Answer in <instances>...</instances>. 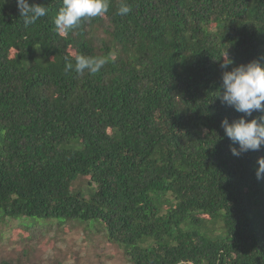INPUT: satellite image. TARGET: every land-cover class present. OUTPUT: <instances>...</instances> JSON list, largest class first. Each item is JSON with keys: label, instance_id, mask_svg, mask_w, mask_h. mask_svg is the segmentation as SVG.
I'll list each match as a JSON object with an SVG mask.
<instances>
[{"label": "trees", "instance_id": "16d2710c", "mask_svg": "<svg viewBox=\"0 0 264 264\" xmlns=\"http://www.w3.org/2000/svg\"><path fill=\"white\" fill-rule=\"evenodd\" d=\"M27 3L48 11L26 26L0 0V264H53L74 231L125 264H264V146L231 154L243 114L218 98L264 64V0H108L67 36L62 0ZM76 55L106 63L65 71Z\"/></svg>", "mask_w": 264, "mask_h": 264}, {"label": "clouds", "instance_id": "9594fccd", "mask_svg": "<svg viewBox=\"0 0 264 264\" xmlns=\"http://www.w3.org/2000/svg\"><path fill=\"white\" fill-rule=\"evenodd\" d=\"M20 18L23 23L32 25L47 14L48 9L42 5L29 6L27 0H16ZM108 0H62L54 25L56 30L64 36L80 26L82 20H91L101 17L108 11ZM132 11L131 6L122 2L116 14L127 16ZM106 63L102 57H88L76 55L75 64L67 62L65 71L74 70L79 74L87 71L90 74L97 73ZM232 61L223 58L221 69L227 68ZM222 95L219 99L226 106L231 107L237 113H242L239 119L231 123L227 118L221 121V127L226 137L239 148L230 147L233 156H240L247 151H259L264 146V64L253 60L247 64L237 66L231 71H224L221 77ZM253 112H259L258 118L246 120L252 117ZM257 180L264 179V157L257 160Z\"/></svg>", "mask_w": 264, "mask_h": 264}, {"label": "rangeland", "instance_id": "374dc122", "mask_svg": "<svg viewBox=\"0 0 264 264\" xmlns=\"http://www.w3.org/2000/svg\"><path fill=\"white\" fill-rule=\"evenodd\" d=\"M65 239V242L59 244L57 248L52 247L51 242L50 244L45 242L43 249L41 248L43 251L47 248L45 251L47 252L46 256H50L55 260L53 264L55 262L62 264L126 263L122 257V251L114 245L100 243L101 240L97 236L82 235L79 231H74V233L65 236Z\"/></svg>", "mask_w": 264, "mask_h": 264}]
</instances>
